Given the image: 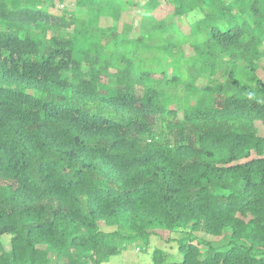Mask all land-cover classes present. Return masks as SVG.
Listing matches in <instances>:
<instances>
[{"label": "trees", "instance_id": "16d2710c", "mask_svg": "<svg viewBox=\"0 0 264 264\" xmlns=\"http://www.w3.org/2000/svg\"><path fill=\"white\" fill-rule=\"evenodd\" d=\"M67 2L0 0V264H264V0Z\"/></svg>", "mask_w": 264, "mask_h": 264}, {"label": "rangeland", "instance_id": "374dc122", "mask_svg": "<svg viewBox=\"0 0 264 264\" xmlns=\"http://www.w3.org/2000/svg\"><path fill=\"white\" fill-rule=\"evenodd\" d=\"M142 3L144 0H138ZM73 0H68V5H72ZM62 6H58L61 9ZM58 9L54 10L58 13ZM187 23L185 19L181 20V24ZM181 92H178L180 95ZM258 134L264 136V126L258 125ZM108 230L107 228H104ZM126 235L128 233H125ZM195 235V234H194ZM190 233L184 231L170 232L163 229H153V232L148 237L143 238H128L118 245L121 247L120 253L112 256L108 262L103 264H154L153 253L159 250L165 256L166 262H180L182 259V251L180 250L181 242H189ZM201 237V233L197 234ZM204 240H211L209 236H204ZM9 238L4 235L0 238V244L5 250L9 249Z\"/></svg>", "mask_w": 264, "mask_h": 264}]
</instances>
